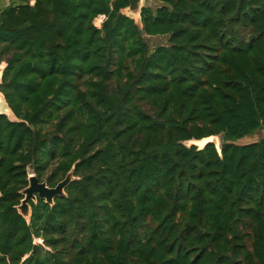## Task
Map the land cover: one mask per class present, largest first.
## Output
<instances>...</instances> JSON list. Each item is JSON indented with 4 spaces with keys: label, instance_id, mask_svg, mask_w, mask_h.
<instances>
[{
    "label": "trees",
    "instance_id": "16d2710c",
    "mask_svg": "<svg viewBox=\"0 0 264 264\" xmlns=\"http://www.w3.org/2000/svg\"><path fill=\"white\" fill-rule=\"evenodd\" d=\"M150 1L0 11V264H264V0Z\"/></svg>",
    "mask_w": 264,
    "mask_h": 264
},
{
    "label": "water",
    "instance_id": "95a60500",
    "mask_svg": "<svg viewBox=\"0 0 264 264\" xmlns=\"http://www.w3.org/2000/svg\"><path fill=\"white\" fill-rule=\"evenodd\" d=\"M34 0H31L33 4ZM150 0H128V5L122 10V13L133 19L139 26L141 25V9L149 6ZM6 67L5 62L0 63V81L2 78L3 71ZM0 114L6 115L10 119H15L14 114L8 107L2 93L0 92ZM195 141V142H194ZM196 141H203L201 145ZM187 146L195 145L198 148L204 147L207 143H213L215 148L220 152V139L218 135H210L203 137L198 140H189ZM73 179V169H71L66 176L59 181L54 187L47 186L45 181H39L35 174L31 173L28 176L29 184L22 190L24 197L21 203L17 206L20 214L26 219L30 216V205L29 200L36 201V198L44 199L46 203L52 204L53 199L56 196L64 194V188Z\"/></svg>",
    "mask_w": 264,
    "mask_h": 264
},
{
    "label": "rangeland",
    "instance_id": "374dc122",
    "mask_svg": "<svg viewBox=\"0 0 264 264\" xmlns=\"http://www.w3.org/2000/svg\"><path fill=\"white\" fill-rule=\"evenodd\" d=\"M149 6L154 8L157 5L155 2L150 1ZM101 22L102 21H101V18L99 16L97 18H95V20H94V24L96 26H100ZM144 37H145V40L148 43V46L150 49H154L155 47H157L159 45L167 44V36H164V35L163 36L162 35H158V36L144 35ZM2 62H4V61H2ZM262 137H264V129L263 130H257L254 134H252L250 136H246L244 138H241V139L237 140L236 142L237 143H247V142L258 140ZM186 143L189 144L190 142H186Z\"/></svg>",
    "mask_w": 264,
    "mask_h": 264
},
{
    "label": "crops",
    "instance_id": "0c3cea01",
    "mask_svg": "<svg viewBox=\"0 0 264 264\" xmlns=\"http://www.w3.org/2000/svg\"><path fill=\"white\" fill-rule=\"evenodd\" d=\"M10 3V0H0V11L4 9L6 6H8Z\"/></svg>",
    "mask_w": 264,
    "mask_h": 264
},
{
    "label": "bare ground",
    "instance_id": "6f19581e",
    "mask_svg": "<svg viewBox=\"0 0 264 264\" xmlns=\"http://www.w3.org/2000/svg\"><path fill=\"white\" fill-rule=\"evenodd\" d=\"M195 142V141H194ZM203 141H196V143H198L199 145L202 144Z\"/></svg>",
    "mask_w": 264,
    "mask_h": 264
},
{
    "label": "built area",
    "instance_id": "2783aa9c",
    "mask_svg": "<svg viewBox=\"0 0 264 264\" xmlns=\"http://www.w3.org/2000/svg\"><path fill=\"white\" fill-rule=\"evenodd\" d=\"M99 17L101 18V21H102V20H103V18H104V16H102V15H101V16H99ZM38 241L40 242V240H38Z\"/></svg>",
    "mask_w": 264,
    "mask_h": 264
}]
</instances>
